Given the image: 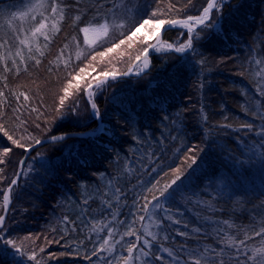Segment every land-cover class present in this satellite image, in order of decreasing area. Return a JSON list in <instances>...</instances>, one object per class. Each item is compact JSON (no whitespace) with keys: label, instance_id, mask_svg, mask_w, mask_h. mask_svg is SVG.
<instances>
[{"label":"trees","instance_id":"1","mask_svg":"<svg viewBox=\"0 0 264 264\" xmlns=\"http://www.w3.org/2000/svg\"><path fill=\"white\" fill-rule=\"evenodd\" d=\"M219 2L221 7L213 10L208 22L218 28L200 32L194 49L152 52L146 73L94 88V102L104 126L99 135L63 139L31 154L10 193L11 208L5 221L7 238L21 252L0 257V264H37L28 259L33 252L40 264H115L127 255L128 243H137L136 237H125L111 256L101 252L85 259L107 231L99 237L91 233V219L111 220L110 213L115 212L116 221L124 222L116 225L122 233L143 214L138 211L144 203L142 197L151 198L145 189L157 181L158 187L169 183L176 169H181V178L169 189L175 194L164 202L167 211L158 212L165 224L162 229H152L158 238L148 248L151 259L143 264H174L179 256L186 260L183 249H218L223 247L219 241L225 233L237 240L247 234L252 237L247 241L250 248L262 246V237L254 233L264 227V0ZM35 3L37 0H0V42L9 45L0 49L6 57L0 59V91L4 93L0 97L4 119L0 122L15 127V134L24 137L26 144L17 148L0 135V149L12 148L3 158L6 163L0 165L4 169L0 192L16 180L25 153L36 140L98 131L99 123L85 97L86 85L97 81L86 79L93 76L88 77L89 73L104 78V72H114L104 65L96 70L91 55L125 39L153 12L159 19L182 20L200 15L208 0H191L190 4L188 0H58L64 9L59 31L51 34L46 47L40 38L44 55L34 53L39 64L17 58V72L12 61L16 48L13 29L26 31L40 17L36 21L31 16L25 21H12V17ZM105 19L124 26L110 29L94 45L87 44L81 29ZM188 36V32L171 28L162 43L180 45ZM61 49L64 56L57 61ZM77 52L82 53L79 59ZM90 62H94L92 66H85ZM80 68L85 72L74 83L81 90L69 95L61 109L59 97L71 78L68 73L75 76ZM20 92L30 99L17 100ZM193 157L196 163L189 166ZM114 188L123 193L119 201L112 198ZM105 201L112 203L111 209ZM2 205L0 195V214L4 213ZM147 222L146 216L143 223ZM140 223L134 227L140 228L143 238ZM226 252V264H236L238 254L230 249Z\"/></svg>","mask_w":264,"mask_h":264},{"label":"snow or ice","instance_id":"2","mask_svg":"<svg viewBox=\"0 0 264 264\" xmlns=\"http://www.w3.org/2000/svg\"><path fill=\"white\" fill-rule=\"evenodd\" d=\"M188 3H191V0H188ZM221 7V3L219 0H208L207 6L202 9V12L198 16H187L186 19H159L156 18L157 14L156 12H153L151 14V18L143 19L138 26L135 27L134 30L128 34L125 39L119 40L117 43H114L112 47H108L105 51L97 52L96 54L91 55L90 59L91 61H95L97 59V56L99 57H105L109 53H112L116 48H119L121 44H124L125 41L128 42L129 47L131 46V42L133 41V38L136 37L137 33L140 31L141 28L151 26L153 29H158L161 25H182L185 29L188 30L189 36L185 43L181 44L179 47L175 48V51L177 52H184L186 50L194 49L195 43L197 39L200 36V32L204 31L205 28L208 27H217L215 25H210L208 22L211 19V12L213 9H219ZM47 13V14H45ZM39 15V20L36 21V16ZM31 16L33 21H36L35 23L31 24L26 31L21 32L19 28H14V36H15V55L12 57L13 64H16V59L18 58L21 62H24L26 59H31L35 61L36 64L40 63V60L37 58L38 54L39 56L44 55V51L41 45L40 38L43 37L44 41V47H46L47 42L51 39V34L54 31H59L58 23L59 21L64 19V9L61 7L60 3H58V0H37V3L32 4L27 11H22L16 13L12 17V21H15L16 19H19L21 21L28 20V18ZM79 19V17H77ZM11 23V21H10ZM124 25L121 23L119 25L115 24V22H110L108 19H105L102 23L92 24L86 27H83L81 31L85 34H88L90 31L100 35V36H107L110 29H114L116 27H123ZM197 26H200V31H197ZM8 45V41L0 42V49H5ZM68 45H65V48H67ZM155 48V46H150ZM163 47V45H161ZM167 48L172 49L173 45L168 44ZM25 50L27 55L25 54ZM156 51L161 50L160 48H155ZM36 53V54H34ZM82 53L77 52V59L80 58ZM64 56V49L60 50V54L56 57L57 61H60L61 58ZM141 57H143V63L142 68L147 69L149 67V59H148V48H144L142 52L137 54L135 57L136 61H140ZM0 59H6L4 57L3 52H0ZM5 67H7V63H5ZM26 67V66H25ZM65 67H69L68 63L65 62ZM17 72L20 70V65L16 64ZM85 72V68H80L79 73L75 76L72 75L71 72L68 73L70 79H67L65 86L63 87V95L59 97V106L61 109L65 106V100L68 98L69 95H74L76 91L81 90L79 83H74V81H78L79 77ZM103 75L107 77L109 75L108 72H104ZM112 78H115V73L112 74ZM104 81H100V84H103ZM99 86V85H98ZM86 87L88 89L92 88L91 83L87 84ZM71 90V91H70ZM94 93L92 91L88 92L89 99H92ZM4 93L3 91H0V97H3ZM21 97L24 101H28L30 97L26 92H20L16 95V99L20 100ZM91 107L94 111V114L96 116H100V112L98 109L97 104L93 101L91 104ZM14 111H17L14 109ZM4 116L2 113H0V120H3ZM245 127L251 128V125H245ZM103 131V130H100ZM16 128L12 127L11 129L7 126L6 123L0 122V135L2 137L7 138L8 141L11 142L12 145H15L17 148H25L26 144L22 142L24 140V137L17 136L16 134ZM63 137H53V139H62ZM31 139V137H29ZM36 143H39V140L35 141ZM12 152L11 147H3L0 149V165H3L6 163V160L3 159L4 157H8L9 154ZM196 159L195 157L191 158L189 166L191 164H195ZM4 171L3 168H0V174H2ZM175 178L172 179L169 183L164 184L162 187H158L159 181L156 182V184H153L150 188H146L145 191H147L150 194V199L148 196H143L142 199L144 203L142 205L138 206V211L140 213H143L141 215H138V217L134 218L132 222L125 226L123 232L121 233L119 228L116 226L117 224H123V221H116V213L112 212L110 215L112 216L111 220H103V219H96L92 218L90 221V228L89 231L91 233H95L98 237L101 233H104L105 230L106 234L101 239V242L98 245V248H94L92 251L91 256H85V259L91 260L93 256H98L99 253H108L110 256L114 254L116 250V245L121 244L122 241H124L125 237H136L137 243H128L125 251L127 252V255L121 256L119 259L115 260V264H136V261L139 259V257H148L150 253L145 250V247L151 248L152 241L156 240L158 238L157 232L153 231L152 229L160 228L162 229L165 224V217L159 216L158 212H166L167 209L165 208V205L160 202L161 198H164V200H169L170 198H174L175 190L173 192H169V189L172 188L173 185L176 184L177 180L181 178V169L175 170ZM167 175V173L165 174ZM4 177L0 175V179H3ZM17 181L15 179L10 181V186L4 190L3 192H0V195L3 197V208L4 211H7V206L10 203V193H12L13 188L12 185H15ZM123 195L121 190L119 188H114L112 192V198H114L116 201L120 200V197ZM155 202V203H154ZM85 204H87V200L84 201ZM105 206L108 209L112 208V203L109 201H105ZM153 209V211H149V207ZM147 216L148 222L143 223L145 221V217ZM167 219H171L170 216L166 217ZM67 219V217H65ZM6 217L3 214H0V244L4 245L5 247H0V257H7L9 255L15 256L16 254H20L21 248L17 246L16 242L12 239H8L7 235L5 233V229L7 227L6 225ZM116 221V223H113ZM137 222L140 223V227L143 228V238L141 237L140 228L134 227ZM88 223H85V226L88 227ZM179 223V221H177ZM227 223V222H225ZM229 227H231L229 225ZM223 231V229H221ZM256 236L262 237V246L260 247H249L247 244V241L250 240L252 237L245 234L243 239L237 240L234 236H230L227 233H225L220 238V244L223 245V247L220 248H203L201 249H193L191 251H188L187 249H183V251L187 252V259L184 261V264H226L225 257L227 255L226 250L230 249L237 253L236 256V264H240L239 256L243 255L245 258V264H248L249 261L252 262V264H264V227H261L259 231H255L254 233ZM181 235H186V233H181ZM119 236V239L116 237ZM91 236L88 237L89 240H91ZM151 238V239H149ZM166 238V237H165ZM142 240V243L144 246H139V242ZM6 246H11L13 249H15V252H9ZM71 247V245H69ZM137 249L139 251V256L135 255L137 252ZM41 252L44 251L43 248L40 249ZM165 251H168L169 256H172V252H170L168 249H165ZM28 259L30 261H36L37 264H40V262L37 260V253L33 252L31 255L28 256ZM157 259H160V257H157ZM108 264H112V261H108ZM178 264L180 262L178 261Z\"/></svg>","mask_w":264,"mask_h":264},{"label":"rangeland","instance_id":"3","mask_svg":"<svg viewBox=\"0 0 264 264\" xmlns=\"http://www.w3.org/2000/svg\"><path fill=\"white\" fill-rule=\"evenodd\" d=\"M167 25L168 24L161 25L158 29H153L151 26H147V27L141 28L140 31L137 33L136 37L133 38V41L131 42V46L130 47H129L128 42L125 41L124 44H121L119 48H116L112 53H109L107 56H105V57H99L98 56L97 59L94 61L95 63L93 62L94 66H96V68H97L96 70L101 69L102 68L101 65H104L103 66L104 68L111 69L112 72L115 73V75H120V74H118V72H120L121 69H123L126 66H130L129 69L127 70V71H129L134 66V64L137 63V66L135 67V69L133 71V74L134 75L142 74V72H144L145 70H148L149 67L147 69H143L141 71L142 63H143V57H141L140 61H136L135 57L137 56V54L142 52L144 48H148V50H149L151 48L150 46H152L155 43V41L158 39V37L162 33L163 29ZM172 28H176V29H180V30H183L185 32H188L187 29H185L182 25H179V24L178 25H173ZM84 37H85V41H86L87 44L94 45L103 36L97 35V34H95V33L90 31L88 34L84 33ZM161 45H163V47H161ZM167 45L168 44H164V43H162V41H160L159 44L157 46H155V48H160L161 50L156 51L155 48H153V50L150 52V54L152 52H157V53H166V52H169V53L170 52L184 53V52L187 51V50L184 51V52L175 51V48L179 47L181 44L180 45H177V44L173 45L172 49L167 48ZM93 63H91V62L87 63L85 66H89V65L92 66ZM149 66H150V62H149ZM122 74H124V73H122ZM89 75H91V76L93 75V76L90 77ZM109 76H111V75H109ZM88 77H90L89 79H86L88 81H94L95 80V81L98 82L99 80L103 79V78H101L102 76L97 74V73L96 74L95 73L94 74L93 73H89ZM96 83H93L91 85L93 86ZM94 88L90 90V91H92L94 93L92 99H90L91 104H92V102L94 101V98H95ZM87 90H88V88H87ZM87 90L85 92L86 100H87ZM92 110L93 109L91 107V112H92ZM103 129H104V126H103L102 130ZM84 136L85 135H80L81 138H83ZM10 199H11V197H10ZM164 202H165V200H161L162 204H164ZM149 211L151 212V211H153V209L151 208ZM157 212H159V210H157ZM158 215H159V213H158ZM145 250L148 251L149 249L147 247H145ZM157 253L158 254H163V255L165 254L162 251H160V252L158 251ZM137 256H139V251H138V255ZM241 257H243V255H241ZM149 259H151L150 255L148 257H142L141 256L136 261V264H141V263L143 264L146 261H148ZM241 260H242V262L240 264H245V258L243 257V258H241ZM178 261L180 262V264H184L185 260L181 256H179V257L176 258V261H174L175 262L174 264H178ZM248 264H251V261H249Z\"/></svg>","mask_w":264,"mask_h":264},{"label":"water","instance_id":"4","mask_svg":"<svg viewBox=\"0 0 264 264\" xmlns=\"http://www.w3.org/2000/svg\"><path fill=\"white\" fill-rule=\"evenodd\" d=\"M213 10H214V9H213ZM213 10H212V12H213ZM212 12H211L210 15H212ZM172 26H173V25H167V26L163 29L162 33L160 34V36L158 37V39H157V40L155 41V43L153 44L154 46H157V45L159 44V42L162 41L164 33H165L166 31H168L169 29H171ZM199 27H200V26H197V29H198ZM153 45H152V46H153ZM152 50H153V47H151V48L148 50V58H149V54H150V52H151ZM136 66H137V63L134 64V66H133L129 71H127L126 73H124V74H120V75H115V78H114V79L112 78V75H111V76H107V77H105V78L99 80L96 84H94V85L92 86L91 89H93L94 87H98V85L100 86V85L106 84V83L111 82V81H115V80H119V79H124V78H128V77L139 76V75H134V74H133V71H134V69H135ZM149 68H150V66H149ZM149 68H148V70H149ZM148 70H145L144 72H142V74L146 73ZM142 74H140V75H142ZM100 81H104V83H103V84H100ZM91 89H88V90H87V102H88L90 105H91V101H90V99H89L88 92H89ZM92 114H93V117L95 118V120H97L98 123H99V130H98L97 132H88L87 134H85L84 137H94V136H97V135H99V134L101 133L100 130H102V128H103V124H102L101 117H100V116H96V115L94 114V111H93V110H92ZM71 137H80V135L72 134V135L64 136L62 139H48V140H43V141L37 143L36 145L32 146L30 149H28V150L26 151V153H25V156H24L23 160H22L21 168H20L19 174H18V176H17V178H16L17 183H16L15 185H12V188H13V187H16V186L18 185V182H19L20 177H21V175H22V173H23V170H24V168H25V165H26V163H27V160H28V158L31 156V154H32L34 151H36L37 149H39V148H41V147H44V146H46V145H48V144H51V143H54V142H57V141H60V140H63V139L71 138ZM10 208H11V199H10V203H9V205L7 206V211H4V213H3V215H5L6 218H7V216H8L9 211H10ZM5 221H6V220H5Z\"/></svg>","mask_w":264,"mask_h":264}]
</instances>
